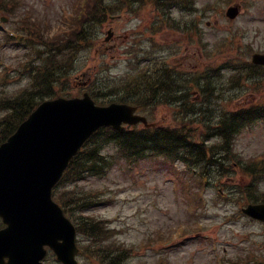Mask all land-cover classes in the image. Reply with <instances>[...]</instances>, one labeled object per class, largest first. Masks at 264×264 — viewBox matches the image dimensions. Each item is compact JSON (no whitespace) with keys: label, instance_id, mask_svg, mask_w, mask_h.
<instances>
[{"label":"rangeland","instance_id":"1","mask_svg":"<svg viewBox=\"0 0 264 264\" xmlns=\"http://www.w3.org/2000/svg\"><path fill=\"white\" fill-rule=\"evenodd\" d=\"M14 1L17 2V8L13 14L0 13V20L4 18L3 22L0 21V64L20 67L26 60L31 59L27 52L28 48L25 49L22 44L18 46L11 41H2L4 29L8 27L15 29V24L29 15L42 24L40 31L46 37H50L67 27L66 16L74 13L79 0ZM191 2H193L191 18L197 22L203 37L200 39V36H194L195 43H190L188 34L176 30L187 22L176 19L174 24L171 19L164 30L149 35L151 40L154 39V43L148 44L149 36L144 40L146 48L154 46L158 50L156 53L149 52L150 58L143 52L142 56L145 59L149 62L151 59H166L164 65L175 71L184 69L181 72L184 78L188 79V71L198 68L206 70L205 64H208V61L204 49L213 48L229 32L239 35L238 45L241 48L235 51V54L242 51L249 56L248 60H251L253 53L264 52V0ZM129 3L127 5L126 0H123L121 5L123 11L117 5L118 11L114 16H109L106 22L92 27V42L83 45V51L78 55L71 76L64 81L65 89L70 91V94L81 96L83 93L81 82L84 79H76L78 74L89 71L94 76L102 64L110 66V72L102 79L112 76V90L117 89L113 78L120 77L127 69L126 61L128 62L129 58L125 54V49L132 43L133 34L145 31L153 21L155 23L158 13L154 11L152 5L146 6L140 0ZM240 3L243 4L240 15L234 20L228 19L225 15L226 9L232 4ZM167 11L170 12V9ZM109 29L114 31V36L106 42ZM234 39L235 37L231 41ZM233 49L235 45L232 46ZM42 50L47 55V47L43 46ZM223 55L230 53L223 52ZM39 63L41 61L37 62ZM145 63L150 70L152 65ZM113 65L117 67L114 68ZM9 73V80L17 81L15 87L9 86L10 89L26 84L27 79L21 80L15 76L14 70H10ZM229 73L231 72L224 70L222 79L216 80L225 87L222 93L218 90L217 94H214V104L209 110V115L213 119L222 110L220 103L223 99L226 103L225 110L247 107L251 103L264 104V76L257 77L262 85L249 80L233 86L227 80ZM30 89L31 86L26 87V90L31 91ZM192 95V98H196L198 94L193 92ZM113 98L115 97L112 96ZM173 109L159 106L155 110L157 120L162 123L161 119H164L165 124L171 123ZM234 149L241 155V159L239 156L230 157L231 165L226 163L222 166L221 173H227L221 180L214 171L204 190V204L189 198L188 187H193L194 182L187 167L161 156H148L132 164L119 160L107 175L89 176L80 183L79 186L87 190H98L101 194L96 196V205L82 212V215L110 221L109 225L115 232L111 238L112 251L122 250L121 245L135 247L132 251L134 256L129 264H219L221 257L224 264H229L241 259H252L251 256L264 258V225L240 214L241 203H244L240 198L218 200L219 189L222 190V196L228 198L232 186L245 187L246 182L243 178L245 175L239 168L240 161L264 155V121L258 120L251 127L242 129L237 135ZM106 152L114 153L110 146ZM195 188L190 191L195 192ZM261 188L264 190V183ZM209 200L211 204L215 203V207H209L207 204ZM190 205L197 208V216L189 214ZM231 216L236 217L233 219ZM198 221L204 224L202 230L196 227ZM182 224H185L186 231L177 240L174 232ZM147 241L149 243L144 244ZM130 255L131 253H128L123 257L127 260Z\"/></svg>","mask_w":264,"mask_h":264},{"label":"water","instance_id":"2","mask_svg":"<svg viewBox=\"0 0 264 264\" xmlns=\"http://www.w3.org/2000/svg\"><path fill=\"white\" fill-rule=\"evenodd\" d=\"M237 13L236 8L228 11L231 17ZM111 36L109 31L107 39ZM254 62L264 64V55H255ZM133 112L134 107L123 104L97 106L88 93L47 100L0 146V215L9 224L0 232V262L10 256L11 264H36L45 244L69 262L65 256L75 250V232L52 200V189L93 131L143 119ZM245 211L264 217V205Z\"/></svg>","mask_w":264,"mask_h":264},{"label":"trees","instance_id":"3","mask_svg":"<svg viewBox=\"0 0 264 264\" xmlns=\"http://www.w3.org/2000/svg\"><path fill=\"white\" fill-rule=\"evenodd\" d=\"M125 1V0H124ZM110 3V4H109ZM0 6L9 8L13 6L16 8L17 2L14 0H0ZM111 5V6H110ZM117 5L120 10L122 0H115L112 5V1L106 0H88L86 5V13L82 20L77 22V27L72 30L71 33H66L60 36L46 37L37 24H34L31 20L26 21L28 33L37 39L42 45L45 44L49 47V56L44 59V62L39 65H32L26 71L29 73L31 80V91L26 90L24 94L10 96L9 92L5 95L0 93V111L5 112L0 117V143L6 140V138L14 132L17 126L22 122L30 112L42 101L45 95H51L54 92L57 83H63L62 78L67 77L71 68L74 65V61L77 56V52L84 44L91 42L92 27L96 24H101L105 21L106 15L112 11L117 12ZM30 24V25H29ZM105 66L102 71L106 73L110 72V67ZM166 70V69H165ZM98 69V73H102ZM107 71V72H106ZM154 72L151 76L136 70H131L123 76L113 78L116 82L118 90H112V76L106 79H98L100 88H96V80L90 86L92 95L100 102L106 103L112 100V95H116L117 99H126L133 103H136L144 111L150 110L156 103L161 102L167 96H171V84H167L160 89H157L159 83L156 81L162 74L161 78L170 79L168 71L161 74ZM60 92V91H58ZM55 92V93H58ZM69 92V91H68ZM54 93V94H55ZM256 115L257 113L254 112ZM260 117L264 116L262 112ZM234 126V124L232 125ZM229 127V126H228ZM227 127V128H228ZM238 126L231 128L228 134V145L232 147L233 134L237 131ZM174 132L165 131H130L119 132L111 128H104L94 135L82 151L73 159L70 167L67 169L62 183L56 188V196L58 200L63 203L64 206H71L75 203L74 194L70 193L66 188L73 182H80L88 174L100 175L104 174L106 170L111 166L110 155H103V150L106 145L111 143L115 144L120 149L122 154L127 159H137L146 155L148 151H152L170 158H176L178 156L177 147L174 145ZM262 168V167H261ZM244 172L251 174L252 180H259L263 175L262 169L253 163L245 166ZM258 182V181H257ZM257 182L254 189H258ZM250 193L257 196V193L249 188ZM82 193L88 195L86 192ZM72 194V195H71ZM71 195V196H70ZM253 199V196L250 195ZM83 206L90 204L85 198H82ZM104 222L102 220H92L90 225L92 226L95 236L99 230H103ZM98 229V231L96 230ZM82 231H87L94 236L91 229L81 228ZM122 256L118 254L112 257V264H122Z\"/></svg>","mask_w":264,"mask_h":264},{"label":"flooded vegetation","instance_id":"4","mask_svg":"<svg viewBox=\"0 0 264 264\" xmlns=\"http://www.w3.org/2000/svg\"><path fill=\"white\" fill-rule=\"evenodd\" d=\"M175 8V13H176V18L180 19L183 17V15L181 14L185 9L183 8H180V7H177V6H174ZM50 264H61L59 263L57 260H55L54 262H50Z\"/></svg>","mask_w":264,"mask_h":264}]
</instances>
